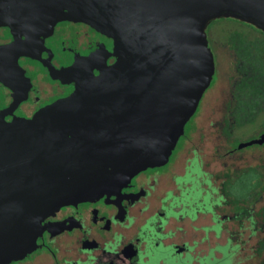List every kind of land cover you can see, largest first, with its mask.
Here are the masks:
<instances>
[{"label":"water","instance_id":"1","mask_svg":"<svg viewBox=\"0 0 264 264\" xmlns=\"http://www.w3.org/2000/svg\"><path fill=\"white\" fill-rule=\"evenodd\" d=\"M221 18L264 32V0H0V27L13 36L0 46V82L23 75L20 58L60 22L111 39L115 59L97 52L60 70L75 90L29 118L0 113V264L61 232L46 223L61 209L170 163L216 77L207 28ZM262 144L264 135L244 147Z\"/></svg>","mask_w":264,"mask_h":264},{"label":"flooded vegetation","instance_id":"2","mask_svg":"<svg viewBox=\"0 0 264 264\" xmlns=\"http://www.w3.org/2000/svg\"><path fill=\"white\" fill-rule=\"evenodd\" d=\"M12 41L11 30L0 27V46ZM113 46L111 39L87 24L58 23L54 32L38 45L34 57L20 58L24 76L20 73L13 82H0V113L6 112L9 121L15 117L29 118L40 109L68 97L75 90V85L66 83L68 79H60V70L97 52L108 57V63L113 64L115 59L109 57ZM224 119L217 123L227 139L226 152L222 156L242 155L252 146L257 147L255 150H264V144L244 147L261 138L264 131L259 137L244 142L241 148L229 149L230 139L222 128ZM194 134L187 140L183 152L194 142ZM192 153L182 174L174 171L177 163L169 173L162 172V168L149 169L135 176L115 195L61 209L46 223L50 228L63 230H46L38 240L41 248L11 264H218L214 262L216 259L226 261L228 258L230 264H237L241 244L236 238L247 231L250 236L264 231V225H261L264 205L257 209L264 199V165L247 166L226 174L219 186L205 168L206 162L198 148H193ZM195 160L202 167L199 177L192 171ZM189 176H195L200 182V202L205 203L209 198V205L205 204L191 213L187 209L193 207L185 201L192 194L193 182L181 181ZM184 208H187L185 212ZM222 209H228V213L222 214ZM204 217L211 221L204 227L207 238L212 233L216 238L222 237L224 232L228 236L226 243L217 244L205 254H198L195 247L180 240L185 232L183 224L194 223ZM229 223L236 225L237 229H228ZM263 243L264 240L260 250H264ZM187 254L193 256L192 261L182 262L179 258H185ZM263 258L264 255L258 264Z\"/></svg>","mask_w":264,"mask_h":264},{"label":"rangeland","instance_id":"3","mask_svg":"<svg viewBox=\"0 0 264 264\" xmlns=\"http://www.w3.org/2000/svg\"><path fill=\"white\" fill-rule=\"evenodd\" d=\"M207 33L210 45L216 55V77L196 115L187 125L186 135L181 138L170 163L161 170L166 173L171 172L173 164L177 163V159L185 149L187 140L197 132L199 122V131L194 134V142L189 144L182 153L174 171L177 174H182L187 159L193 156L192 149L198 148L206 162L205 168L213 175L215 184L220 186L226 178V174H232L235 170L247 166L264 165V150H255L256 146H252L242 155L222 156L223 152H226L227 139L222 135L217 125L225 117L222 128L230 139L227 146L233 150L241 148L244 142L259 137L264 131V73L260 69L255 70L257 73L255 78L260 80L259 85L245 84L243 87H236L237 82L244 76L238 72V58L247 59L245 62L248 61L249 64L256 61V57H252V54L240 45L241 37L247 36L250 41H261L257 45V49L262 50L264 49V33L242 21L226 18L212 21L207 28ZM250 65L248 66L250 67ZM246 82H248L247 79ZM194 166L195 169L192 170L194 174H198V177L201 176L202 167L196 160ZM184 180L193 182L192 194L189 199L186 197L187 200L185 201L186 198L183 200L193 208L190 210L184 208L183 211L185 212L187 209V212L191 213L195 212L196 208L203 207L205 204L209 205V198L205 203L200 202L201 191L198 178L189 176L186 179H181V181ZM263 205L264 199L257 209ZM221 213H228V209H222ZM210 224L209 217L200 218L194 223L183 224L185 232L180 241L188 242L190 246L195 247V253L198 254H205L217 244L226 243L227 232H224L220 238H216L213 233L209 234L208 238L206 237L204 227ZM261 225H264L263 220ZM227 227L228 229H237L233 223H229ZM249 234L250 232L247 231L244 235L236 238L241 244L236 259L237 264H258L264 255V250H260L264 240V231H261L257 236ZM193 249L190 250L193 251ZM179 259L182 262H191L193 256L187 254L185 258ZM228 260L230 261V259Z\"/></svg>","mask_w":264,"mask_h":264},{"label":"trees","instance_id":"4","mask_svg":"<svg viewBox=\"0 0 264 264\" xmlns=\"http://www.w3.org/2000/svg\"><path fill=\"white\" fill-rule=\"evenodd\" d=\"M246 24H248V23H246ZM248 25H251V24H248ZM251 26H253V25H251ZM261 32H263V31H261ZM263 36H264V34H263ZM240 41H241L240 45L242 47L246 48V51L248 53L252 54V57H256V61L250 62V64L253 63L252 65H250L248 63V61L245 62L247 59L244 60V59H242V57L238 58V62H237L238 63V67H237V69H238L239 74L242 73V75H244V76H243L242 79H240L237 82L236 87L240 88V87H243V85L245 86V84H247L249 86L252 85V84L253 85L254 84L255 85H259V81L260 80L258 81V79L255 78V76L257 74V73H255V70L256 69L257 70L260 69L264 73V56H263L264 55V49H262V50L261 49H259V50L257 49L258 48L257 45H259V42H261V41H259V42L258 41H250L249 38H247V36L241 37ZM248 65H250V67ZM246 79H247L248 82H246ZM263 247H264V243H263ZM219 249L222 250L223 248L219 247ZM211 254L213 255V253H211ZM228 259H226V261L224 259H216L214 262L218 263V264L223 263V262H224L223 264H230V261ZM260 264H264V258L262 259Z\"/></svg>","mask_w":264,"mask_h":264}]
</instances>
